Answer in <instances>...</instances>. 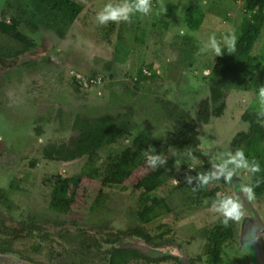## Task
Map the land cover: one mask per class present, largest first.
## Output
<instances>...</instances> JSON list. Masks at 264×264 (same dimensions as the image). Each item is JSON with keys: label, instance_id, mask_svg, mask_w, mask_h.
Here are the masks:
<instances>
[{"label": "rangeland", "instance_id": "1", "mask_svg": "<svg viewBox=\"0 0 264 264\" xmlns=\"http://www.w3.org/2000/svg\"><path fill=\"white\" fill-rule=\"evenodd\" d=\"M74 1L81 6L78 16L71 22L59 16L58 23L64 28V36H60L54 29L49 30L48 27L40 23L38 31L34 30L32 26H28L26 22L21 27L28 37L27 46L32 47L34 42L38 46L43 43L53 44L52 47L49 45L48 55L39 63L44 65L33 68L28 65L33 64L30 61L21 63L22 57L17 51L22 48L23 43L0 33L2 65L13 67L15 64H27L26 69L22 68L26 71H20L22 72L20 75H18L19 72H12L14 70L4 72L0 67V116L16 121L19 126H23L25 131H31L27 125L30 121L33 123L34 120H41L42 124L52 127L56 121V114L69 119L80 106L90 116L96 113H112L114 115L125 113L128 115L129 111L125 110H130V118H132L136 130L148 121L152 123V127L154 125L157 127L155 130L159 129L160 132L163 128L169 129L172 122L165 117V112L162 107L160 108L161 105L152 98L154 96H149L147 92H136L132 98L129 96L132 92L130 88L133 86L132 84L150 92L148 89L150 86L155 83L160 84L162 80L164 82L170 80L176 84L171 85V89L168 87L171 91L167 95L171 96L170 100L179 102L180 105H184L186 111L195 113V102L204 99L207 95V83L200 76L210 73L218 56H214L212 53H200L201 42L206 41L208 36L213 33L220 39L225 35L228 27L234 30L238 39L241 20L246 14L241 0H151L152 11L147 15L136 13L127 22L109 21L106 25H99L96 21V13L110 0ZM21 3L24 4L25 0H0V13L12 16L15 14V7L18 8V4ZM197 3L203 13V19L201 25L193 30L189 28L188 21L196 16H193L191 7ZM174 5L177 7L170 9L171 15L168 16L167 10L169 11V8ZM25 7L27 8L26 12L21 14L23 19H27L29 16L30 8ZM38 14L45 15L42 11ZM165 21H167L166 27L164 26ZM111 26L113 27L112 31L109 29ZM181 31L184 32V35L180 34ZM107 33H110L114 45L108 41L110 38H107ZM71 37L76 38V44L73 43ZM77 37H84L86 44L77 42L81 41ZM45 40L47 42H44ZM4 52L7 54L5 55ZM14 52H17L16 57ZM79 52H84L90 61L83 57V54L78 57ZM251 54L256 59L255 65L260 73H255V78L250 81L247 90H242L237 86L240 81L244 80L240 74L226 75L224 78L227 90L224 97L226 103L224 113L220 117H213L206 125H200L201 137L211 136L214 138L216 136L214 133L207 134L211 128L219 132L226 130L227 133L230 128L243 130L246 128V123L241 119L243 112L249 108L261 107L259 94L261 90H264V22ZM142 58L146 60V63H142ZM147 62L153 63V67H150L148 65L150 63ZM139 67L142 68V72L143 68H146L152 73L150 70L152 68L158 73L156 75L152 73L150 79L136 83L134 76ZM77 75L90 77L99 75L102 77V82L85 87L73 82V76L76 81H79ZM187 80L196 81L195 86L198 89L187 91L185 84ZM121 89L123 92L118 93ZM120 94L124 96V99H120L118 102L117 98ZM39 112H43V114L40 115ZM54 112L57 113L54 114ZM47 129L45 134L50 131V128ZM226 132L218 135L221 137ZM202 140L203 146H200L202 149H196V155L192 158L189 166L182 169L181 163L175 164L174 168L166 173L164 185L148 195L142 194L134 187L137 179L146 170L144 164L135 169L128 180L121 185H113L110 190L101 189L99 178H83L76 195L78 203L67 218L71 221L85 219L89 223L92 220L100 223L110 217L118 218L124 226L127 224L133 226L136 210L143 209L149 203L148 196L157 195L165 197L171 210L147 224L146 229L151 234L165 232L164 236L172 240L200 239L205 230L224 224L222 218L212 211L214 201L222 196L234 198L231 179L225 181L223 176L209 184V188L215 190V197H205L202 202L192 200L189 196L191 193L186 189L173 187L190 175V169L193 166L206 165L211 173L217 171L216 165L221 160L214 155L211 156L208 143H212V138ZM29 143L30 145H24V148L21 146V150H14L8 145L0 148V198H3L0 218L11 221V217H14L12 215L13 207L11 208V202L7 199L14 198L15 203L20 200L16 195L19 192L15 191L14 186L22 184L24 190H22L21 197L26 200L23 204L29 201L26 210H23L24 215L30 216L28 207L34 206L44 212L38 213L40 217L50 219L49 221L52 222L53 217L46 211L51 179L56 174L71 176L72 173H78L80 161L83 159L69 164L51 162L42 159L39 153L32 151L34 148L36 149V146H39L41 141L31 138ZM120 145L122 146V143ZM31 148L32 150H29ZM165 150L161 148L159 155L166 157L168 154L163 153ZM218 152L224 153L220 149ZM183 156L184 154H181L180 158ZM114 158L115 151H113V155L107 152L99 153L97 162L99 171L103 173ZM31 160H35V167H29ZM13 178L17 179L16 182H12ZM238 178L243 189L249 186L250 175L246 169L240 168ZM42 180H45L46 188L40 187ZM35 184L39 185V188L35 189L33 194L24 193L27 191L25 187L30 189ZM10 188L13 191H10ZM99 189L102 190L103 199H99L98 204L104 207L101 211L88 215L89 206L94 203ZM7 196L9 197L4 199ZM251 198L264 217V192L259 196L254 194ZM239 220L228 221L234 225L235 238L233 243L222 250L216 264H248V261L245 260L246 255L238 251ZM250 225L254 226L255 224L250 222ZM202 250V247L197 246V251L192 253V256L200 254L201 260L198 264H208V256L204 255Z\"/></svg>", "mask_w": 264, "mask_h": 264}, {"label": "trees", "instance_id": "2", "mask_svg": "<svg viewBox=\"0 0 264 264\" xmlns=\"http://www.w3.org/2000/svg\"><path fill=\"white\" fill-rule=\"evenodd\" d=\"M241 1H243L246 14L241 20L240 35L235 43V51L232 53L222 51V53L217 56L216 62L208 74L209 76L205 74L202 75V79L209 82L211 101L217 102L221 99L220 103L215 107V115L221 114L226 106L223 98L227 91L224 84L226 75L240 74L244 80L240 81L237 86L242 90H247L250 86V81L255 78V73H260L258 67L255 65L256 59L251 54V51L264 22V0ZM25 3L18 4L19 6L17 5L18 8L15 7V14L12 16L0 13V33L20 40L23 43H26L28 38L26 33L21 30L24 22H26L28 26H32L34 30H38V27L42 24L48 27L49 30L54 29L60 36H64V28L58 23L59 16L71 22L78 16L81 9V6L76 4L74 0H28L27 2L25 0ZM25 6L30 8V10H28L29 16L27 19H23L21 15L26 12L25 9L27 8ZM177 6L168 7V16L171 15L170 9ZM191 8V12L194 13L193 16H196L191 21H188V26L190 29L194 30L201 25L203 13L198 3ZM40 11L44 12L45 15H39L38 12ZM37 16L39 20L35 18ZM164 26H167V21H165ZM112 28V26L109 27L110 30ZM105 32L108 31L105 30ZM110 36V33H107V38H110V40L106 39L111 45H114V40ZM141 60L142 63H146V60L143 58ZM147 63H150L151 65H148L153 67V63ZM107 66H109V64H107ZM150 70L155 75L158 73L152 68ZM152 73L149 71L148 73L142 72V68L139 67L134 79L136 83L140 80H148L152 77ZM85 77L86 81L91 78L90 76ZM93 77L98 79L99 82L102 80V77L99 75ZM73 80V82L79 85L74 76ZM208 103V100H204L200 103L201 108L197 111V119L204 122L207 120L209 116ZM203 105L205 109H203ZM184 113L185 112L181 108L176 107V105L166 111L167 117L175 121V130L171 137V141L176 145V150L178 149L184 154L183 157L180 158L177 154H169L163 157L166 160L165 164H158L155 169L151 168L147 161H145V156L148 153H153V142L149 140L147 135L140 133L133 139L132 145L125 147L108 165L102 177L104 182L111 183L112 185H119L126 178L130 177L137 167L146 164V172L139 177L134 187L139 188L142 194L148 195L164 185L166 182V173L171 171L175 164L181 163L180 167L186 169L192 158L196 155V150H194V148L198 146L201 140L197 134V124L192 121L193 119L187 121V124L182 122V118L186 117ZM241 119L246 123V128L233 137L231 151L234 154L237 149H242L244 157L249 164L254 161L260 164L261 172L256 174L249 173V186L251 185L253 188L252 195L255 194L259 196L264 192V112L260 111L258 107L257 109L249 108L243 112ZM73 125L76 128H80L81 132L71 140L70 144H62L58 147L51 144L44 149L43 154L48 159L63 161H72L86 156L87 160H85L81 168V174L92 178H98L101 176L97 167L100 149L105 145H112L122 139V136L128 133L127 122H117L114 117L104 115L95 118H77ZM203 173H211L206 165L193 166L190 169V175L180 180V182L173 185V187L189 191V193H191L189 196L192 200H199L195 199L196 196L198 198L215 197V190L213 191L209 188V184L214 181L213 179H210L207 184L201 185L199 175ZM80 177L78 179H76L75 176L65 178L57 176L55 178L56 180L51 190L50 206L52 208L64 210L77 200L75 189ZM71 186L72 190L70 188ZM148 198L149 203L143 209L135 213V218L138 221L135 233L143 240L150 241L153 238L151 240L153 241L163 238L164 232L152 236L145 229V224H149L158 217L170 212L171 208L163 196L152 195L148 196ZM99 199H103L101 189L98 190L97 197L91 206H98ZM204 233L206 238L204 247L205 252L208 254V263L216 264L222 250L234 241V225L231 223L216 225L211 229L205 230ZM114 251V264H126L127 258L137 256L138 254L137 250L134 248H119L114 249Z\"/></svg>", "mask_w": 264, "mask_h": 264}, {"label": "flooded vegetation", "instance_id": "3", "mask_svg": "<svg viewBox=\"0 0 264 264\" xmlns=\"http://www.w3.org/2000/svg\"><path fill=\"white\" fill-rule=\"evenodd\" d=\"M71 39L73 40V43L76 44L75 43L76 38L71 37ZM79 39L81 41H77V42L80 43L84 42V44H86V41H84L85 39L84 37ZM20 42L23 43L22 41ZM44 42L47 41L45 40ZM26 44L27 41L26 43H23L22 48L19 51H17L21 54L22 57L21 63L23 62L29 63L30 61L33 64H28V65H30L33 68L44 65L39 63L42 61L43 58H45L48 55L50 51L49 45L52 47L53 44L50 43L46 45L44 43L43 44L41 43L42 45L38 46V44H35L34 42L32 47H29ZM17 52L13 53L15 57ZM4 54L6 55L7 53L4 52ZM78 54H79L78 57H81V55L83 54L82 56L87 58L88 61H90L89 57H87L84 54V52H79ZM1 59L2 57H0V67L2 68L1 70H4V72L5 71L10 72L14 70L12 72L15 73L19 72L18 75H20L22 73L20 71L23 70L22 68L24 67L25 69L27 68V64L26 65L15 64L13 67H9L6 64L2 65L3 60ZM191 66L194 67L193 65ZM193 74L195 75V72ZM83 77L86 78L85 76ZM200 77L203 78L202 75ZM77 82L79 83V85H81L82 83V85H84L85 87H90L96 85V83L97 84L101 83L102 80L100 82L97 81L96 83H86L80 81ZM206 83H207V95L205 96L204 99H199L197 102H195L196 105V109L194 108L195 113L186 111L184 105H180L179 102L170 100L171 96L170 95L167 96L171 92L169 91L168 87H170L171 89V85L173 86L176 85L174 82H170V80H166V82L162 80L160 84L155 83V85H152L150 86V88H148L150 92L146 90H142L140 87L135 86V84H132L133 86L130 87L132 92L130 93V95L129 94L128 95L132 98L133 95H136V92H147L149 96L150 95L154 96L152 98L156 101V103L158 102L159 105H161L160 108L162 107L163 112H165L166 118H168L166 115L167 109H171V107L174 105H176V107L181 108L185 112L184 114L186 116L185 118L184 117L182 118L183 119L182 122L184 124H187L186 123L187 121L193 119L192 121L196 122L197 124L196 130L198 131L197 134L201 142H199L198 146L194 148V150L200 149L201 148L200 146H203L202 139L212 138V143L211 142L208 143L209 144L208 147L210 149V152L212 153L211 156L214 155L215 157L223 161L228 159L229 154H233L231 151L232 149L231 142L233 137L238 132H240L241 129L235 130L236 128L235 129L230 128L227 133L226 130L219 132L218 130L211 128V130L210 129L208 130L207 134L214 133L216 135L214 136V138L211 136L210 137L204 136L205 138L201 137V132L199 129L200 125L201 126L203 124L206 125L207 123H209V121L212 120L213 117H220L221 115H223L225 110L224 109L223 112L219 115L214 114L215 107L220 103L221 99L218 100L217 102L211 101L209 82L206 81ZM185 84L187 91L191 92L195 89H198L195 86L197 82L196 81L194 82V80L191 82L187 80ZM121 92H123L122 89L118 93ZM128 95H126V97H128ZM118 96H119L117 98L118 102L120 99H124L123 95L120 94ZM204 100H208L209 102L208 103L209 116L205 122L197 119V111H199V109L201 108L200 103L203 102ZM203 109H205L204 105H203ZM125 111H129L128 115L125 113L124 114L119 113L115 115L112 113H96L95 115L90 116L87 114L85 109H83L80 106L72 114V117L69 119L68 117H64L62 115L60 116L56 114L55 115L56 121L54 122L52 127H48V124L47 125L42 124L41 120H34L33 123H31L30 121L29 125H27V127L30 128L29 131L31 130L30 132H28V130H26L27 131L26 132L23 129V126H19L16 121H12L7 117L0 116V148L2 146L5 147V145H8L9 148H13L14 150H21L20 148L21 146L24 148L25 147L24 145L27 144L30 145L29 143L30 139L34 138L37 141H41V143H39V146H36V149L34 148L32 150L31 148L29 150L39 153L42 159L55 163H68V164L75 163L76 161L83 159L80 161L78 167L79 170L78 173L77 172L72 173L71 176H62L61 174H56L51 179V183L48 191L49 199L46 207L47 210L46 209L45 210L48 211L51 217H53L54 220H52V222L49 221L50 219L40 217L38 213L43 211L37 209V207L34 206L28 207V211H30L29 213L30 216L24 215L23 210H26V206L27 203H29V201L23 204L26 200H24L21 197L22 196L21 193H23L22 190H24L23 188L24 186L22 184H16V186H14L16 188L15 191L19 192V194L17 193L16 195H18L17 198L20 200H18L15 203L14 201L16 200H14V198H11L9 196L4 198L7 199L9 197L7 201L11 202V208L13 207L12 215L14 217H11L12 219L11 221H6L0 218V264H114L113 263V258L115 254L114 249H119V248L133 249L132 247L133 242L137 241L135 239L140 237L135 233V228L138 225V221L136 220V218H135V224L133 226H129L130 224L124 226V224H122L118 218L115 219L110 217L105 218L100 223L99 221H95V220H92L89 223V221L85 219L84 220L79 219L78 221L77 220L71 221L67 217L71 213V210L77 205L78 203L77 200L68 207H66V209L64 210H61L59 208L54 209L50 206L51 190L53 188V185L56 180L55 178L57 176H61L62 178L75 176L76 179H78L81 176L76 185V189H75L76 195L77 192H79V188H80L79 186L80 183L82 182L81 180L86 177L88 178H92V177L81 174V168L84 165L85 160H87L86 156H82L72 161H63L56 159H48L43 154L44 149L51 144H54L56 147L62 144H67V145L70 144L71 140L81 132L80 128H76L73 125L76 122L77 118H84V117L95 118V117H102L104 115H110L114 117L117 122L126 121L128 125V133H125L122 136V139L118 140L116 143H113L112 145L103 146L100 149L99 153L107 152L108 154L113 155V151H115V158H116V156L120 154L125 147H127L128 145L130 146L132 145V141L137 135H139L140 133H144L145 135H147L149 140L153 142V149L155 150L153 153H148L145 156L146 158L145 161H147L148 156L150 155H153L155 153L160 154L159 150H161V148H163L164 150L166 149L163 152L165 154L168 155L177 154L180 157V155L182 154L181 151L178 149L176 150V145L173 144V142L171 141V137L173 136V132L175 130L174 128L175 121L173 119H169L172 122L170 128L167 130L166 128H163L161 132L159 131V129L155 130V128L157 127H155L154 125L153 128L151 126L152 123H150L149 121L144 122L142 127L136 130L135 124L132 121V118H130L131 111L130 110H125ZM55 113L57 112H54V114ZM39 114L41 115L43 114V112H39ZM38 125H40L41 127ZM47 128H50V131L49 132L47 131L45 134V131L48 130ZM224 132L226 133L223 136L220 137V135H218L219 133H224ZM123 140L127 142H124ZM120 143H122V146L120 145ZM219 149L224 153L223 154L219 153L218 152ZM35 165H36L35 160H31L29 163V167L32 168L35 167ZM144 165L146 167V164ZM228 167L232 168L233 165L229 164ZM238 171L240 174V168L236 169L233 174L236 173L238 174ZM103 173H101V176L98 177L100 180L99 183L101 185V189L106 188L110 190L113 185L111 183L104 182V180L102 179ZM128 178H126L122 183L128 180ZM16 180H17L16 178H13L12 182H16ZM12 182H10L11 185ZM44 184H45V180H42L40 187L46 188ZM25 188L27 189V191H24V193L33 194L35 189L39 188V185L35 184L30 189H28L27 187ZM70 188L72 190V186ZM135 189L140 190L139 188H135ZM9 190L13 191L11 188ZM195 199H199V200H194L195 202H202L204 198L202 197L198 198L196 196ZM2 206H3V198H0V208ZM103 207L104 206L101 207V205H98L96 207H92L90 205L88 210L89 213L88 215L101 211ZM137 211L138 210H136V212ZM146 226L147 224H145L144 226L145 229ZM149 234L152 236L159 235V234H151L150 232ZM165 234L166 233L164 232L163 236ZM151 240L150 241L144 240L145 244L144 246H140L141 250L135 249L138 252L137 256L127 258L126 264H170L171 262H173L174 264H198V262H200L201 260L200 254L197 256L195 255L194 257L192 256V253H195V251H197V246L200 248L202 247L203 248L202 253L208 256V254L205 252V247H204V244L206 243L205 233L202 235V237H200V239L195 238L191 240H184V239L172 240L164 236L161 239H156L153 241ZM261 242L264 248V238L263 239L261 238ZM137 243L138 245H140L139 241H137ZM245 260L248 261L246 256H245Z\"/></svg>", "mask_w": 264, "mask_h": 264}, {"label": "clouds", "instance_id": "4", "mask_svg": "<svg viewBox=\"0 0 264 264\" xmlns=\"http://www.w3.org/2000/svg\"><path fill=\"white\" fill-rule=\"evenodd\" d=\"M151 11V0H115V2L110 0V2L104 4L96 13V21L99 25H106L109 21L127 22L136 13L147 15ZM180 34L184 35V32L181 31ZM236 39L234 30L228 27L226 28L225 35L220 39L214 33L210 34L206 41L201 42L199 51L202 54L212 53L214 56L220 55L222 51L232 53L235 51ZM259 103L261 105L260 111L264 112V90H261L259 94ZM147 163L151 168L155 169L158 164H165L166 160L158 154H153L148 156ZM229 164L233 165V167L229 168ZM216 168L217 171L214 173H203L199 175L201 185L207 184L210 179H218L220 176H223L224 180L228 181L238 168H244L250 174L261 172V167L258 162L254 161L251 164L247 162L242 149H237L234 154H229L228 159L218 163ZM244 191L251 197L253 188L250 185L245 187ZM212 211L222 218L224 224H227L229 220H239L242 215L239 200L231 196L218 197L212 205Z\"/></svg>", "mask_w": 264, "mask_h": 264}, {"label": "water", "instance_id": "5", "mask_svg": "<svg viewBox=\"0 0 264 264\" xmlns=\"http://www.w3.org/2000/svg\"><path fill=\"white\" fill-rule=\"evenodd\" d=\"M238 174L231 176L234 198L239 200L242 211L239 220L238 249L247 256L248 264H264V248L261 242V238L264 236V217L259 208L254 205L252 198L242 188ZM250 222H253L255 224L253 227L257 228L252 233L250 232L252 227ZM135 240L139 241L140 245H138L137 241H134L132 247L141 250L140 246H144L145 241L141 238Z\"/></svg>", "mask_w": 264, "mask_h": 264}, {"label": "built area", "instance_id": "6", "mask_svg": "<svg viewBox=\"0 0 264 264\" xmlns=\"http://www.w3.org/2000/svg\"><path fill=\"white\" fill-rule=\"evenodd\" d=\"M143 71L145 73H148V71L146 69H143ZM77 79L80 81V82H86V83H96L98 81V79L94 78V77H91L89 78L88 81H86V78H84L83 76L81 75H77Z\"/></svg>", "mask_w": 264, "mask_h": 264}, {"label": "bare ground", "instance_id": "7", "mask_svg": "<svg viewBox=\"0 0 264 264\" xmlns=\"http://www.w3.org/2000/svg\"><path fill=\"white\" fill-rule=\"evenodd\" d=\"M245 219H246V218H245ZM254 226H255V225H254ZM255 229H257V228L252 226V228L250 229V230H251L250 232L252 233V232L256 231Z\"/></svg>", "mask_w": 264, "mask_h": 264}]
</instances>
